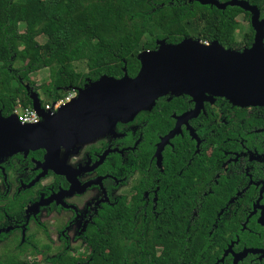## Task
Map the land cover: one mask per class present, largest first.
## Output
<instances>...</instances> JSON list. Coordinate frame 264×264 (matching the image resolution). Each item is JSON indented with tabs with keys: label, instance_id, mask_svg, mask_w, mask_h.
<instances>
[{
	"label": "flooded vegetation",
	"instance_id": "1",
	"mask_svg": "<svg viewBox=\"0 0 264 264\" xmlns=\"http://www.w3.org/2000/svg\"><path fill=\"white\" fill-rule=\"evenodd\" d=\"M195 106L161 96L45 167V149L5 157L0 264H264V106Z\"/></svg>",
	"mask_w": 264,
	"mask_h": 264
},
{
	"label": "trees",
	"instance_id": "2",
	"mask_svg": "<svg viewBox=\"0 0 264 264\" xmlns=\"http://www.w3.org/2000/svg\"><path fill=\"white\" fill-rule=\"evenodd\" d=\"M245 1L264 8V0ZM242 12L196 0H0V112L8 117L17 107L32 108V94L44 108L103 76L120 79L123 69L135 78L139 54L157 50L162 40L216 41L243 51L252 43V31L236 41ZM75 63H85L87 72H76ZM44 69L48 83L36 88L29 76ZM40 93L50 102H41Z\"/></svg>",
	"mask_w": 264,
	"mask_h": 264
},
{
	"label": "water",
	"instance_id": "3",
	"mask_svg": "<svg viewBox=\"0 0 264 264\" xmlns=\"http://www.w3.org/2000/svg\"><path fill=\"white\" fill-rule=\"evenodd\" d=\"M196 1L219 10L230 6L249 12L255 30L252 46L239 52L225 49L216 41L205 45L185 39L171 45L162 40L157 50L139 54L140 69L135 78H129L123 69L120 79L103 76L75 88L76 96L54 113L44 111L37 95L32 94V108L41 119L39 123L22 125L14 115L3 117L0 112V163L12 154L45 149L41 165L45 167L50 161H58L61 147L68 150L93 142L112 132L118 121L133 120L169 93L191 97L196 114L204 101L212 103L214 98L239 107L264 106V33L257 22L256 8L238 0L223 4Z\"/></svg>",
	"mask_w": 264,
	"mask_h": 264
},
{
	"label": "built area",
	"instance_id": "4",
	"mask_svg": "<svg viewBox=\"0 0 264 264\" xmlns=\"http://www.w3.org/2000/svg\"><path fill=\"white\" fill-rule=\"evenodd\" d=\"M74 96H76L75 91H68L66 95H64L58 101H55L54 103H49L45 105L42 109L46 112L54 113L62 105L68 103ZM13 115L22 125H34L39 123L41 120L38 113L33 108L22 109L20 107H17V109L14 110Z\"/></svg>",
	"mask_w": 264,
	"mask_h": 264
},
{
	"label": "rangeland",
	"instance_id": "5",
	"mask_svg": "<svg viewBox=\"0 0 264 264\" xmlns=\"http://www.w3.org/2000/svg\"><path fill=\"white\" fill-rule=\"evenodd\" d=\"M246 28H247V26H246ZM238 32L239 31H237L235 34L236 41L240 39V37L238 36ZM38 40L41 42L42 38L41 39L39 38ZM15 66L19 67L20 64L17 63ZM74 69L76 70V72H79V73H86L87 72V68L85 66V63H75ZM29 77H30L31 81L35 84V87L37 88L38 86H40L42 84L48 83L49 70H47V69L41 70L39 72L31 74ZM39 97H40V101L43 103L50 102V99H48L43 93H40Z\"/></svg>",
	"mask_w": 264,
	"mask_h": 264
}]
</instances>
